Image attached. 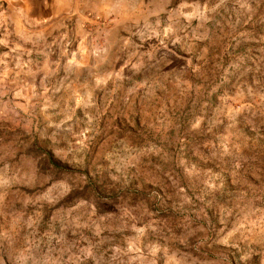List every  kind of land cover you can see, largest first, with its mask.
<instances>
[{"label": "clouds", "instance_id": "clouds-1", "mask_svg": "<svg viewBox=\"0 0 264 264\" xmlns=\"http://www.w3.org/2000/svg\"><path fill=\"white\" fill-rule=\"evenodd\" d=\"M0 264H264V0H0Z\"/></svg>", "mask_w": 264, "mask_h": 264}]
</instances>
